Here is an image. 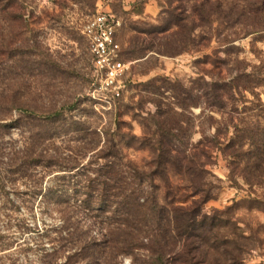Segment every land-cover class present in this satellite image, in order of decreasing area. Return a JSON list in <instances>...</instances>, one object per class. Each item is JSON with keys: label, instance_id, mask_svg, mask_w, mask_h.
Masks as SVG:
<instances>
[{"label": "rangeland", "instance_id": "374dc122", "mask_svg": "<svg viewBox=\"0 0 264 264\" xmlns=\"http://www.w3.org/2000/svg\"><path fill=\"white\" fill-rule=\"evenodd\" d=\"M200 2H189L186 10L172 5L176 15L187 17L191 37L187 43L178 37L176 49L166 35L152 36L170 20L164 0H19L11 9L24 16L19 21L1 15L0 9V264H41L42 254L53 251L61 214L45 202L76 198L67 186L84 179L73 178L63 167L92 163L97 169L104 163L100 157L115 150L111 160L118 167L117 179L149 184L151 178L144 175L150 172L152 154L127 144L130 136L148 133L146 125L160 112L163 119L174 116L185 122L177 129L181 149L187 138L193 148L226 126L231 129L227 140L244 126L264 128V33L247 35L246 25L255 18L238 16L255 0H220L233 14L226 21L211 18L209 27L194 9ZM210 4L218 6L216 0ZM97 11L121 20L117 39L121 61L129 68L122 97L111 109L97 102L93 57L82 34ZM173 49L175 56L159 53ZM245 75L223 110L204 104L205 82L230 83ZM224 147L212 151L208 169L217 189L205 209L230 208L239 232L249 238L245 264H264V157L259 170L254 164L246 171L242 163L233 172ZM54 186L57 191L47 192ZM88 218L75 216L73 222L84 226ZM119 262L131 264V259Z\"/></svg>", "mask_w": 264, "mask_h": 264}, {"label": "trees", "instance_id": "16d2710c", "mask_svg": "<svg viewBox=\"0 0 264 264\" xmlns=\"http://www.w3.org/2000/svg\"><path fill=\"white\" fill-rule=\"evenodd\" d=\"M164 1L170 20L152 36L166 35L176 49L178 37L182 43L189 42L191 37L187 33V17L176 15L171 7L178 3L186 10V4L199 0ZM216 1L217 7L210 4L211 0H201L194 7L206 21L205 27L212 25L213 17L219 16L226 21L233 14L232 9H224L220 0ZM18 3L19 0H0L1 15L11 14L17 21L24 18L17 11L12 13L11 9ZM247 15L255 18L252 24L246 25L250 29L247 35L264 33V20H260L264 19V0H255L252 7L238 13L239 17ZM228 42L230 40H225ZM175 49L159 53L175 56ZM245 78L248 76H240L230 83L205 82L204 104L223 110L238 87L239 79ZM160 114L151 117L150 124L146 125L148 133L142 137L130 136L127 144L135 148L139 145L138 148L152 154L150 172L144 175L151 178L149 184L118 180V167L111 160L117 156L115 150L102 152L100 159L104 163L97 169L92 168V163L63 167V172L74 173L73 178L81 175L84 179L69 182L67 186L78 194L75 199H49L45 202L47 207L61 214L62 225L58 238L54 240L53 251L42 254L41 264H120V258L124 257H129L131 264H245L249 238L239 232L238 223L231 217V209L220 212H207L205 209L215 199L217 189L214 184L216 177L208 167L213 164L212 151L225 145L224 151L232 159L230 166L233 172L240 171L242 163H246V171L254 164L259 170L258 162L264 157V128L244 126L239 128L233 139L227 140L231 129L226 126L213 136L203 137L193 148L187 138V147L181 149L177 145L180 136L177 129L182 128L185 122L174 116L163 119ZM54 118L47 125L51 130L56 121ZM155 178L160 180V184L154 182ZM65 179L63 177V181ZM56 187L49 188L47 192L54 193ZM83 215L89 217L84 226L73 222L75 216ZM95 219H101V223ZM95 229H100L101 233L98 235Z\"/></svg>", "mask_w": 264, "mask_h": 264}, {"label": "built area", "instance_id": "2783aa9c", "mask_svg": "<svg viewBox=\"0 0 264 264\" xmlns=\"http://www.w3.org/2000/svg\"><path fill=\"white\" fill-rule=\"evenodd\" d=\"M121 27L122 22L115 14L97 11L82 30L93 57L94 94L100 96L97 102L109 109L122 97V79L129 69L121 61V46L117 39Z\"/></svg>", "mask_w": 264, "mask_h": 264}]
</instances>
